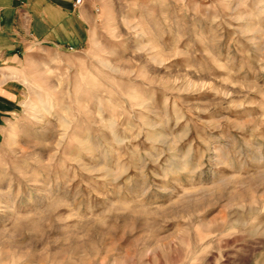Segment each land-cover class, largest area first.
Segmentation results:
<instances>
[{"label": "rangeland", "instance_id": "rangeland-1", "mask_svg": "<svg viewBox=\"0 0 264 264\" xmlns=\"http://www.w3.org/2000/svg\"><path fill=\"white\" fill-rule=\"evenodd\" d=\"M0 122V264H264V0H90Z\"/></svg>", "mask_w": 264, "mask_h": 264}, {"label": "crops", "instance_id": "crops-1", "mask_svg": "<svg viewBox=\"0 0 264 264\" xmlns=\"http://www.w3.org/2000/svg\"><path fill=\"white\" fill-rule=\"evenodd\" d=\"M0 0V122L23 91L24 64L33 47L78 51L94 19L90 0Z\"/></svg>", "mask_w": 264, "mask_h": 264}, {"label": "built area", "instance_id": "built-area-1", "mask_svg": "<svg viewBox=\"0 0 264 264\" xmlns=\"http://www.w3.org/2000/svg\"><path fill=\"white\" fill-rule=\"evenodd\" d=\"M84 2V0H75V5L80 6L82 3Z\"/></svg>", "mask_w": 264, "mask_h": 264}]
</instances>
